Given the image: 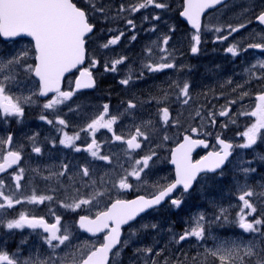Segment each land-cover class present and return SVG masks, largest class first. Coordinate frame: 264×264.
Segmentation results:
<instances>
[{"label": "snow or ice", "instance_id": "6c2138e0", "mask_svg": "<svg viewBox=\"0 0 264 264\" xmlns=\"http://www.w3.org/2000/svg\"><path fill=\"white\" fill-rule=\"evenodd\" d=\"M224 0H184L183 11L181 16L191 24L194 33L191 36L190 51L196 54L200 51L201 44V17L204 15L207 9L214 8L216 5L223 4ZM84 4L88 6V10L82 7H78L77 3L73 0H0V36L7 38H14L19 36H28L34 40L35 59L38 61L35 65L28 64L27 58L29 52L23 50L10 58H0V72H3V79H0V111H2L5 117H17L18 119L24 116V106L31 105L33 101L32 96H14L10 93V85L15 82L16 72L15 68L18 66L23 68L26 72H34L35 76L39 78V95L48 96L49 93H53L54 97L50 98L43 104V108L46 110H53L54 119H48L47 116L41 115V120H46L48 124H58L63 127H67L68 124L65 119L61 118L59 113L61 109L59 106L64 105L65 102L72 99L75 93L71 90L63 91L61 89V83L66 73L82 65L85 60V43L86 37L91 38L89 34H94L93 23H90V15L97 12H105L104 7H97L96 0H84ZM158 9H165L168 7L166 2H158V0H136L135 3L130 4L127 8L124 5L120 6L119 11H127L129 13H135L141 9H146L153 6ZM145 20L148 17H144ZM153 19L159 20V16H154ZM255 20L264 25V11H261L255 16ZM251 21H249L250 23ZM127 24L135 28V23L132 19H127ZM207 31H215L220 33L227 28V34L223 36H217V40H227L233 33L240 31V29L247 27L246 24L240 23L238 26L231 24L226 26L211 27L204 25ZM174 30V29H170ZM151 31H155L152 28ZM253 34H250V36ZM124 36V32L120 31L118 35L113 36L107 42L100 45L103 49H108L111 46L117 45ZM259 38L260 42L248 43L246 47L242 45L243 40L232 43L226 48L227 53L232 56H238L241 52H247L248 49H259L264 51V32H258L254 34L253 38ZM132 40L136 39V36L131 37ZM170 36L163 38L162 44L168 45ZM239 46V47H238ZM164 55L159 57L156 63H147L143 67L148 71L157 73L164 72L166 69L181 70L186 65L177 66L175 63V57L173 55L174 50H170L166 47L160 48ZM149 53L152 49H147ZM169 57H172L169 59ZM127 57H120L113 60H105L101 65L100 61L92 58L90 61V67L84 68L79 72V78L75 80V89L93 88L96 85V79L93 75L92 68L100 65L105 72H117L118 65L124 63ZM253 69L260 71V76L255 77L257 79L264 80V59H258L255 64L251 65L246 71L249 73L250 79L246 81L251 83V78L254 76ZM142 76V73H141ZM132 80V76L129 75L119 81L122 85H129ZM231 81H229L230 83ZM172 87L178 88L177 99L183 97V104L187 105L191 99L189 89L190 83L185 80L182 85L179 81H172ZM237 87L242 88L243 85ZM235 90V89H234ZM247 91L242 92L240 99L248 96ZM157 99V103H161L163 100L168 99V94L165 92L162 98L153 97ZM257 103L253 110H242L237 115L250 116L255 118V122L250 126H246V130L240 133V135L246 138V142L234 145L233 143L220 138L217 134V142L221 146L219 150L209 152L201 159L193 162L192 152L196 147L202 146L208 147V143L203 139H193L191 135L183 137V143H180L172 152L171 162L175 167V179L172 182L160 184L157 182L152 185L155 189L154 194L149 198L144 195L138 196L136 199H114L111 200L103 210L97 211L95 217L92 218L89 215H81L78 220L80 229L86 232L92 233L94 236L98 233H104L103 242L96 246L84 242L80 245L72 244L73 233L65 228L61 224V217L55 215L54 211L50 209L52 215L55 216L54 223H48L44 217L29 216L27 213L20 212L18 218L8 219L4 221L3 216H0V223H4L6 228L12 229H24L25 227L36 230L42 229V232L47 235H43L44 242L51 249V254L41 259L38 255L29 256L28 258H20L18 253L10 255L7 251L0 250V264H118L121 257V253L124 248L128 247L130 241L139 235L143 230L157 229L159 225L156 223H144V217L141 214L147 213L149 210H156L162 202L165 200L174 207L180 208L184 202V196L193 188L194 182L197 181V177L201 173H216L218 169L222 170L226 162L229 161V157L232 156L234 148L251 149L258 141L264 143V92L259 93L256 96ZM235 104L236 101L230 102ZM79 107V106H77ZM136 103L132 101L127 102L128 109H135ZM68 111H75L71 105H68ZM162 113L163 122L165 125L169 123L170 113L167 107L158 109ZM230 108L225 107L219 111V116H228ZM121 115H110L109 105H103L102 112L99 113L85 128H81V131H91L92 140L84 149L89 152L92 157L100 160L108 161L111 163V158L107 155H99V144L95 139V132L101 128L107 129L112 132L116 141H122L127 145L128 150H138L142 147V141L138 138H143L144 141L149 139L148 135L141 130L140 127L135 128V133L129 138L125 139L122 135H117L113 129V125L121 118ZM196 116H200L199 110L195 113ZM215 113H209V120L212 125H215ZM106 117H108L106 119ZM231 123L235 124L236 119L230 118ZM174 123H179L178 120H174ZM151 121H147L146 124L151 125ZM223 128H227L228 124L222 125ZM63 132V128L58 129ZM200 130L196 127L191 128V132L198 133ZM205 135H211V133H205ZM32 139H35L34 137ZM80 139L79 133L69 136L67 132H63V139L59 142L68 148H73L74 151H81V148L75 145V141ZM164 140H168L167 135L163 136ZM12 136L8 135L6 138H0V145H11ZM35 153H40V147H33ZM129 154L130 153H126ZM157 153L154 150L149 152L139 159L132 161L131 170H125V174L115 183L113 186L121 190L133 189V183L129 182V177L134 178L136 181L146 182L142 180V174L147 176L146 169H150V161H153V157ZM3 162H0V173L5 172L7 169L12 168L13 165H18L22 159L21 152L19 150H9L6 155L0 157ZM260 161H264V155H258ZM249 165L251 162H248ZM68 170V165H63V171L59 176H64ZM24 168H19V171L14 175L15 188L21 187L20 181L24 176ZM245 177V183L238 184V191L240 195L238 200L242 202L239 205V210L236 213V217L232 223L242 229L245 233L259 234L264 239V211L258 213L257 203L264 198V191H255L248 183L247 177L249 174L256 171L253 167H244L240 169ZM219 175H223L220 171ZM80 180L77 181L74 177L71 179L70 187L76 194L80 193V188H76V183H81L82 188L91 189L87 195H73L67 194L65 189L66 199L70 202L65 203L59 201L62 207L71 211L81 209L82 206L87 210H91L92 207L99 208L103 203V197L107 196L111 199L110 189L104 188L101 191L97 185V181L92 180L89 169L87 166L83 167L79 173ZM83 177H89V180L84 181ZM44 179H50V177H44ZM166 179V178H163ZM204 179V177H201ZM100 183L103 185L104 181L101 178ZM181 189L176 197L172 194ZM264 188V185H261ZM5 185L3 180H0V210L6 212L7 209H12L15 205L27 202L29 204H44L46 201H53L55 197L53 195H38L35 189L32 190L30 195H27L21 199L14 194L5 193ZM54 191V190H53ZM211 207L216 210L211 221L207 220L204 212H198L195 216L191 217L188 224L189 226L184 229L182 233L178 235L173 233L170 242L179 244L181 241L188 240L189 238H195L198 241H204L208 238L216 239L215 237L206 236V223L208 227H211L212 223H228L230 208H225L222 204H218L216 201L210 202ZM261 207H264V202H261ZM140 217L138 221L137 218ZM249 217H253L249 219ZM124 226H127V239L121 240V236L124 231ZM171 232V228L169 229ZM26 243V241H24ZM120 246L117 248V246ZM61 246H66L69 251L62 257H56V250ZM116 249L114 252L113 250ZM79 254V259H77ZM142 254L144 258V264H159L153 256L163 255V250L154 253L153 247H137L134 249L133 255ZM209 257L213 258L215 264H264V246L257 244L254 240L249 241L247 244L237 243L235 241L228 242L222 241L213 248H205L198 264H209ZM194 264H195V258ZM162 264H185L183 260L172 261L165 258Z\"/></svg>", "mask_w": 264, "mask_h": 264}, {"label": "rangeland", "instance_id": "374dc122", "mask_svg": "<svg viewBox=\"0 0 264 264\" xmlns=\"http://www.w3.org/2000/svg\"><path fill=\"white\" fill-rule=\"evenodd\" d=\"M136 0H103L98 4L97 7H104L105 12H97L93 14V21L96 23L102 24L101 33L102 31H105V34H107L108 30L109 35L102 36L97 35L95 40L92 43V47L95 51L93 53V56L95 59L103 55L105 58L112 59L113 57L120 58V57H127V59L122 64L124 69H119L117 72L106 76L99 75V77L104 80V82H110L108 80H111L114 87H109L107 91L110 93L109 95L111 97H114V95L117 96L118 103L117 106H115L113 109L109 107V114L110 115H121V118L117 121L115 125H113V129L117 135H122L125 139L129 138L132 134L135 133V128L140 127L142 131H144L149 139L147 141H144L146 143V149H142L141 153L134 152L137 157L135 159H139L141 156L147 154L149 150H154L157 152L159 149V145H154V136L158 134V132H162L165 129V124L163 122L162 113L158 111V109H162L163 107H167L170 113V119L168 125L176 124L173 121L179 120L180 117H184V121H188L189 124L187 127L192 128V120L197 123V127L199 130L203 131H209L211 126H214L215 128H218L220 134L222 132L229 133L227 128H223L222 125L228 124V122H231L230 118H235L236 122L240 121L239 113L242 110L250 111L253 110L256 101L257 94H253L252 90L254 91V88L252 87L251 83H247L250 79L249 73L246 71L251 65L255 64L258 59H264V51H261L259 49H248L247 52H241L238 56H232V54L227 53L226 48L230 46L227 44V40H217L216 37L209 39L208 36H201V44L204 45V51H202L199 55H192L190 51L191 47V36L193 33L191 32H185L178 29L179 25L177 24L178 19H176V16L178 14V8H180V0H166V3L168 5L165 9H158L155 8L154 5L150 6L146 9H141L138 12L135 13H129L127 11L120 12V6L124 5L125 8H127L130 4L135 3ZM158 2H164L159 0ZM254 3V6H261L262 0H252ZM264 3V2H263ZM247 5L245 8L241 9L238 13L239 15H244L246 13H249L251 11V6ZM263 6V5H262ZM174 7V8H173ZM116 13H120L122 16H129V19H132L135 23V28L133 29L131 25H128V29H118V27L111 28L110 23L108 24V27L105 23H108L111 18H116L119 16H116ZM237 13V14H238ZM113 15V16H112ZM148 17L147 20L144 19V17ZM154 16H159V20L153 19ZM170 16V17H167ZM115 20V19H114ZM218 23V22H217ZM231 23L226 22H219L218 26H226ZM254 24V22H252ZM232 25V24H231ZM111 28V29H110ZM152 28H155V31H151ZM226 28V27H225ZM130 29V30H129ZM174 29V30H170ZM124 30L123 32H131L129 37L122 36L119 43L117 45L111 46L108 49H104L105 51L98 48V46L102 45L103 43L107 42V40L111 39L113 36L118 35L120 31ZM244 38H250L253 37L254 34L260 32L258 28H253V35H249V31H241ZM100 33V34H101ZM139 33V36L138 34ZM191 34V35H190ZM135 35L136 39L132 40L131 37ZM165 36H170L171 39H169L168 45H163L162 41ZM138 38V41H137ZM241 39V38H239ZM215 42L217 41L220 46H222L221 53L223 54L222 57L215 56L214 58L217 60H223L228 59V63L226 61H219V66L216 64H213V61L208 56H211V53H213V50L209 48L207 42ZM238 41V39H237ZM257 42L255 39L248 41V43ZM157 44L160 45V48L166 47L173 51V55L175 57V63L177 64L178 68L181 65H186L188 67H185L181 70L177 69H166L164 72H157L153 73L147 70V68H144L143 65L147 63H156L159 60V57L161 55H164L163 52L160 51V49L157 47ZM126 45V47H123ZM151 48L152 52L149 53L147 49ZM23 50H27L29 52V57H33L32 50L30 47L26 46L24 43H18V44H12V45H3L0 43V53L3 51L6 53L5 57L0 58H10L12 56H15L17 53H20ZM242 55L244 57L242 58ZM140 58V59H136ZM172 57H169L171 59ZM136 59V60H135ZM243 59V60H242ZM30 61V60H29ZM136 62V63H135ZM140 62V63H139ZM215 67V68H214ZM128 70V71H127ZM127 73V75L124 73ZM16 77L15 82L10 85V93L14 96H30L33 93H36V95L32 96L34 103L31 105H25L32 106L35 105L38 101V94L40 91L39 85L37 80L33 77V72L28 73L23 69V72H26V74H19L21 71L18 70V66L15 68ZM254 72V78L260 76V71H257L256 69H253ZM142 73V76H141ZM125 74V75H124ZM3 72H0V78L3 79ZM131 75L132 80L130 81L129 85L125 86L119 83L121 79L126 78L127 76ZM104 78V79H103ZM257 79V78H255ZM187 80L191 87L189 89V93L191 96V99L189 100V103L187 105L183 104V97H180V99H177L178 94V88L172 87V81H179L182 85L183 81ZM261 80V79H257ZM229 81H231L229 83ZM264 89V80H261L259 82ZM238 85H243L242 88L237 87ZM235 89V90H234ZM20 91V93H19ZM247 91L249 93L248 96L244 97L243 99H240V95L242 92ZM260 91V90H258ZM168 94V99L163 100L161 103H157V99H152L153 97L156 98H162L164 93ZM130 95L129 97L126 96ZM106 95V94H105ZM229 95L232 97H235V101H242V104L238 106L236 105L237 109L235 110V106L231 104L230 102L233 100H229ZM90 97H93V103L90 99L85 98L86 101L90 102L85 107V118L83 120H77L74 118V116L68 115L69 118H67L66 114H63L62 118L66 120L68 126L63 127L61 125H55L60 126V128H63V132H67L69 136H72V131H67V129L71 128H85L88 123L91 122L93 118H95L99 113L102 112L103 105L106 103H103V98L99 94H94ZM115 98V97H114ZM75 98L72 97L71 100L67 101L69 105L73 102ZM82 98H79L81 100ZM76 101V99L74 100ZM132 101L133 103L137 104V107L135 109H128L127 108V102ZM77 103V102H75ZM109 105V104H108ZM122 105V106H121ZM85 106V105H84ZM60 107V106H59ZM75 106L73 105V108ZM228 107L230 108L229 115L228 116H219L218 113L223 108ZM199 110L201 115L196 116V111ZM25 111V108H24ZM25 113V112H24ZM209 113H215V125H212L209 120ZM60 114V113H59ZM127 116L130 118L128 121L124 120L123 116ZM130 115V116H129ZM241 118H244V115H240ZM3 113L0 111V138H6L8 133V127L2 126V120ZM17 118V117H15ZM108 117H106L107 119ZM18 119V118H17ZM127 121V122H126ZM147 121H151V125L146 124ZM244 123V120H242ZM30 124V123H29ZM29 126V125H28ZM33 129H29L28 131L25 129L22 133L18 134L16 139H14L11 150H19L21 151L23 147L30 148V152L33 154L34 151L32 150L33 147H43L40 140H38L33 145L26 144V141H28V138L36 137L39 133L38 130L41 131H47V137L52 138V132L49 129V124L42 120L39 122L36 126L31 125ZM178 131V128L177 130ZM186 129L183 128L180 130V132H185ZM212 131V129H211ZM242 131V130H241ZM61 132V136L62 133ZM89 139L87 142H85V147L89 143H91L92 140V133L91 131H87ZM102 135L101 141H99L100 134ZM213 134V131H212ZM218 134V133H217ZM215 134V136L217 135ZM228 136V135H226ZM95 139L97 143L99 144V155H107L111 158V163L108 161H105V164L100 163L99 169L101 172V175L98 179L91 178L92 180L97 181V185H102L100 183L101 178H103V181L108 175H111L114 170H120L122 175L125 174V170L130 171L132 161L130 158H128L130 151L127 149V145L123 143L122 141H116L114 139V136L112 135V132H110L107 129H99L95 132ZM141 140L143 138L141 137ZM231 141H237L234 138H229ZM172 141V140H171ZM179 140L174 138V141L172 142H178ZM34 141L30 142L33 143ZM243 142H246L243 141ZM60 143V142H59ZM62 145V144H61ZM64 146V145H63ZM65 147V146H64ZM255 145L253 148H251V153L255 152ZM66 148V147H65ZM116 148V149H115ZM7 149L6 145H0V157L6 155ZM67 153H65L66 155ZM86 154H89V157H86ZM125 154V155H124ZM124 155V157H123ZM127 155V157H126ZM131 155V153H130ZM248 149H242L240 148V152H238L237 158L234 160L232 166L230 167V170L234 172H240V169L244 167H253L257 170V167H255V163H258L254 161L249 165L248 157ZM65 157V156H64ZM66 158V157H65ZM80 158H83V166H87L90 173H93L94 168L92 167V163L94 160V157L91 156V154L83 149L82 154L80 155ZM157 158V155L153 157V162L150 161V169H146L145 172L147 173V176L144 177L142 174V180H146V182L136 181L134 178H131L133 181H129L130 183H133L134 187H137L140 189V192L143 194H149L150 188L152 189L151 193L154 192V188L152 185L159 182L160 184H164V181H169L171 177L173 176V169L170 167V165L165 166L163 168H159L158 174L155 170H152L151 165L154 164L155 159ZM100 160V159H99ZM117 160V162L115 161ZM102 161V160H101ZM0 162H3L2 159H0ZM66 163L59 164V171H63V165ZM82 168V167H81ZM264 170V167H263ZM68 171L71 173V168L68 166ZM264 174V173H263ZM3 177V178H1ZM228 175L225 173L223 175H219L217 177H214L212 179H209V184L211 185V188L213 192H211L209 195L206 193V198L208 204L202 205V201L198 200L195 201L190 208H185L184 210L177 209V208H168L163 209L160 211V214L157 215L156 220H152L148 218H145L143 220L144 223H156L159 225L160 229L157 230V232L152 231L153 229H147L143 230L139 233L138 236L134 237L128 247H126L122 253L121 257L119 259L118 264H142L141 258H143L142 254H137L134 257H128L127 256V250L128 248L136 249L144 248V247H153L154 253L159 252L160 250H163V244H166V250L168 259L175 261V260H185L188 258H191L190 255L196 256L203 254L205 248H213L217 246L222 241H228V242H237L241 244H247L249 241H255L257 237L252 236L250 233H245L243 230L236 229L235 233H227L226 224L227 223H212L211 227H208V224L206 223L205 227L207 229L206 236L215 237L216 239L208 238L204 241H198L195 238H190L189 240L181 241L179 244L171 241V236L173 233L178 235L184 231L186 227L189 226L188 222L191 217L195 216L198 212H204L206 214L207 220L211 221L216 214V210L211 207L210 202L216 201L218 204H222L225 208H228L229 205L232 207L230 208L231 215L229 216V223L236 226L233 221L236 217V213L239 210V205L242 204L238 200V196L240 195V192L238 191V184L242 185L245 183V177L241 179H236L234 181V192L230 193V181L227 179ZM0 178L3 180L5 185V192L8 194H11L13 191H17L18 189L15 188V179L14 176H10L9 178H5V175L0 173ZM79 178V176H78ZM166 178V179H163ZM23 179H25V176H23ZM110 181V186L106 185L105 182L103 183V190L104 188H108L112 190L114 194H118L121 189H118L114 187L113 185L115 183H118L117 179L110 180V177L108 178ZM223 180L222 184L220 182ZM257 181L264 182V178L260 177L258 179L257 171L254 173L249 174L247 177V183L255 190L261 192L264 190V188H261L259 184H257ZM218 183V184H217ZM216 184V186H215ZM261 185H264L261 184ZM203 187V186H202ZM262 189V190H261ZM204 195V196H205ZM233 195H236V198H233ZM100 206L104 208L105 204L101 203ZM100 210V207L95 209V207L92 208V212H97ZM264 211V210H262ZM3 216L4 221L8 220L9 218L6 217L4 214L0 215ZM164 218V219H163ZM173 218H177V222L179 225H181L180 228L176 229V227L172 226V222H174ZM182 218V219H181ZM253 218V217H252ZM158 227V228H159ZM237 227V226H236ZM172 229L170 232L169 229ZM238 228V227H237ZM70 229H73V232H76V225L72 223V226ZM12 231H16V229H12ZM16 233H12V237L15 236ZM234 234V235H232ZM74 240L72 241L73 245H80L75 243V239L79 238L82 235H78L75 233ZM257 244H262L264 239H262L259 236ZM127 239V237H126ZM144 240V241H143ZM211 240V244L209 241ZM11 245H16L17 240L12 239ZM142 241V242H141ZM81 244L84 242H88L90 244H95L96 246L103 242V238H81L80 240ZM144 242V243H143ZM203 248L201 251L200 249ZM38 255L37 253L32 254L31 256ZM160 256H154L155 259H158ZM79 254H77V259H79ZM153 258V257H152ZM210 258V257H209ZM144 259V258H143ZM144 264V263H143Z\"/></svg>", "mask_w": 264, "mask_h": 264}, {"label": "flooded vegetation", "instance_id": "af4514ba", "mask_svg": "<svg viewBox=\"0 0 264 264\" xmlns=\"http://www.w3.org/2000/svg\"><path fill=\"white\" fill-rule=\"evenodd\" d=\"M264 2V0H262ZM247 5L251 6V9L254 8V3L252 2V0H234L232 4H230V9H231V15L232 16H236L240 13H238L241 9L245 8ZM249 6V7H250ZM238 13V14H237ZM20 130V128L18 129L16 127V125L10 126L9 127V134L10 135H14L17 133V131ZM21 131V130H20ZM52 211H54L55 215L60 216L61 219V224L62 225H66L69 222L72 223H77V221L79 220V217L83 214H88L89 210H87L85 207L82 206L81 209H78L76 211H71L69 209L66 208H54L51 209ZM7 212V210H6ZM4 210H0V215L5 214L6 213ZM36 216V217H44L49 223H54L55 222V216L51 214L50 210L46 211V212H38L36 211L35 214H30L29 216ZM91 215V214H88ZM40 229H36V230H32L29 229L27 227H25L24 229H16V235L14 237H12V230H9L6 228L4 223H0V250H4L7 251L8 253L12 252V246H11V241L12 239H16L17 241H21L24 239V241H26V236L29 235L28 231H35L38 232ZM42 232V231H40ZM47 235V234H45ZM29 246V244H25V246H23L25 248V250H21V253H27V247ZM18 251H15V253ZM35 249H33V247H31L30 252H28V254L30 253H35ZM199 262V258L195 259V264H198ZM185 264H194V260H189L186 261ZM209 264H212L211 261H209Z\"/></svg>", "mask_w": 264, "mask_h": 264}, {"label": "trees", "instance_id": "16d2710c", "mask_svg": "<svg viewBox=\"0 0 264 264\" xmlns=\"http://www.w3.org/2000/svg\"><path fill=\"white\" fill-rule=\"evenodd\" d=\"M80 3H84L83 1L82 2H80ZM108 23H106V26L108 27V25H107ZM178 25L180 26V23L178 22ZM180 28H181V26H180ZM98 31H99V29H98ZM100 32V31H99ZM101 33V32H100ZM104 33L105 32H103L102 31V33L101 34H103L104 35ZM213 47L215 48V50H214V53H213V55H209V57L211 58V60L213 61V64H216L217 66H219V60H217V59H215L214 57L217 55V53H216V50L217 49H220V47L218 46V45H213ZM98 48L100 49L101 47L100 46H98ZM215 68V67H214ZM253 83H255V82H253ZM262 85L259 83V82H257V83H255L254 85H253V88L255 89V91H258V90H262ZM229 100H234V97H232V96H230L229 97ZM236 104H238L237 102L234 104V105H236ZM79 106H83V105H81V104H79ZM246 120H248V118H246V119H244V122L246 123L247 121ZM237 124H238V122H236L234 125L233 124H231L230 122H229V124H228V128L229 127H236L237 126ZM233 125V126H232ZM227 131H228V129H227ZM205 133H211L212 134V131H211V128H210V130L209 131H204ZM224 132H222V134H223ZM229 133L231 134V135H237L239 132L237 131V133H235V130H230V128H229ZM223 135H225V134H223Z\"/></svg>", "mask_w": 264, "mask_h": 264}, {"label": "water", "instance_id": "95a60500", "mask_svg": "<svg viewBox=\"0 0 264 264\" xmlns=\"http://www.w3.org/2000/svg\"><path fill=\"white\" fill-rule=\"evenodd\" d=\"M216 6H218V5H216ZM216 6H215V7H216ZM215 7H214V8H215ZM214 8H211V9H214ZM211 9H207V10L205 11V13L208 12L209 10H211ZM205 13H204V15H205ZM204 15L201 17V23H202V24H203V17H204ZM182 17H183V16H182ZM183 19H184L185 21H187L186 18L183 17ZM187 23H188V24L190 25V27H191V24H190L188 21H187ZM191 28H192V27H191ZM94 29H95V28H94ZM90 35H91V34H89V36H90ZM2 37H3V36H2ZM19 37H28V36H19ZM19 37H14V38H19ZM3 38H5L6 40H11V39H13V38H7V37H3ZM29 38H31V37H29ZM86 38H87V37H86ZM32 39H33V38H32ZM86 43H87V42H86ZM86 43H85V45H86ZM86 56H87V52H86V48H85V60H84V63H83L82 65L77 66V68H75V69H73L72 71H70V72H68V73L65 74L64 79H63V81H62V83H61V89H62V87H63L64 80H65V78H66L68 75L74 73V72L76 71V69L85 66V64H86ZM35 77H36V76H35ZM36 78H38V77H36ZM38 79H39V78H38ZM93 88H94V87H93ZM93 88L80 89V90H78V91H81V90H92ZM51 94H53V93H49L48 96L51 95ZM48 96H41V97H42V98H47ZM200 148H204V147H202V146L196 147V148L193 150L192 153H194L196 150H199ZM232 154H233V153H232ZM231 157H232V156L229 157V160H230ZM227 163H228V162L225 163V165L223 166V168L226 166ZM171 164H172V162H171ZM172 165L175 166L174 164H172ZM175 167H176V166H175ZM223 168H222V169H223ZM218 171H220V169H218L217 172H218ZM217 172H216V173H217ZM201 174H203V173H201ZM201 174H200V175H201ZM211 174H214V173H211ZM200 175H199V176H200ZM199 176H198V177H199ZM198 177H197V179H198ZM194 183H195V182H194ZM193 185H194V184H193ZM174 193H175V192H174ZM174 193H173V194H174ZM173 194H172V195H173ZM165 201H166V200H165ZM165 201H164V202H165ZM164 202H162V204H163Z\"/></svg>", "mask_w": 264, "mask_h": 264}, {"label": "bare ground", "instance_id": "6f19581e", "mask_svg": "<svg viewBox=\"0 0 264 264\" xmlns=\"http://www.w3.org/2000/svg\"><path fill=\"white\" fill-rule=\"evenodd\" d=\"M5 57L6 56V54L2 51V53H0V57ZM136 59H140V58H136ZM135 59V60H136ZM136 63V62H135ZM140 63V62H139ZM1 79V78H0ZM109 88V87H108ZM19 93H20V91H19ZM128 116V115H127ZM130 116V115H129ZM144 241V240H143ZM142 242V241H141ZM144 243V242H143Z\"/></svg>", "mask_w": 264, "mask_h": 264}]
</instances>
